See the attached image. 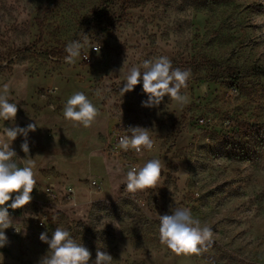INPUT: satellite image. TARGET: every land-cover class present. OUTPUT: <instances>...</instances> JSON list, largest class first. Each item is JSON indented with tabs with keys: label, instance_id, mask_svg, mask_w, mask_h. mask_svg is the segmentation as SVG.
Segmentation results:
<instances>
[{
	"label": "rangeland",
	"instance_id": "374dc122",
	"mask_svg": "<svg viewBox=\"0 0 264 264\" xmlns=\"http://www.w3.org/2000/svg\"><path fill=\"white\" fill-rule=\"evenodd\" d=\"M73 40L84 47L68 64ZM161 56L190 70L188 103L142 107V83L122 96L128 70ZM5 83L18 112L15 125L0 120V137L36 123L27 156L23 136L10 147L37 184L10 213L20 231L5 230L0 264H39L50 255L40 235L56 227L112 264H264V0H0ZM78 91L99 111L91 127L64 119ZM118 126L149 129L153 148L137 164L161 161L156 187L127 191L129 169L108 148ZM176 209L212 229L197 254L160 242L159 216Z\"/></svg>",
	"mask_w": 264,
	"mask_h": 264
},
{
	"label": "clouds",
	"instance_id": "9594fccd",
	"mask_svg": "<svg viewBox=\"0 0 264 264\" xmlns=\"http://www.w3.org/2000/svg\"><path fill=\"white\" fill-rule=\"evenodd\" d=\"M86 36V35H85ZM84 44L80 40H73L66 45L65 62L74 64L82 55ZM97 53L100 47H93ZM88 56H84L86 60ZM143 69V70H141ZM191 77L190 70L173 68L172 61L161 56L155 60H145L142 66H132L128 70L126 80L121 88V95L134 90L135 86L142 83V90L147 95V100L142 101V107H157L165 97L183 105L188 103V96L181 94L182 88L188 87ZM10 86L5 83L0 89V120L12 121L15 125L17 116V103L10 102ZM99 111L83 92H75L67 99L63 107V116L67 121L74 122L83 127H91ZM36 123H29L26 127L12 126L4 128V135L0 137V248L4 247L8 238L5 230L19 228L10 216L9 209H21L28 205L36 188L34 166L28 161L20 166L16 159V152L10 147L17 136H23L24 142L21 150L27 156L30 152L28 134L35 132ZM128 134L119 137L117 148L128 151L133 149L141 152L143 149L151 150L153 141L149 129L141 126H129ZM163 165L158 159H151L143 166H132L126 172V189L130 193L156 187L161 176ZM119 171V169H118ZM69 191H75L69 189ZM11 201V203H8ZM160 242L173 252L197 254L210 245L212 229L200 226L198 220L193 219L189 209H176L171 214L159 216ZM40 240L48 244L50 255H44L39 264H112L113 257L99 248L96 250L95 259L91 260V252L82 243H76L70 232L62 227H56L51 239L46 233H41Z\"/></svg>",
	"mask_w": 264,
	"mask_h": 264
},
{
	"label": "built area",
	"instance_id": "2783aa9c",
	"mask_svg": "<svg viewBox=\"0 0 264 264\" xmlns=\"http://www.w3.org/2000/svg\"><path fill=\"white\" fill-rule=\"evenodd\" d=\"M94 47H98V46L95 45ZM84 56H88V58H87L88 60L93 61L95 59L94 55L87 53V52H84ZM125 134H128V133H127L126 129L124 128V126L123 127L118 126L115 128V130L111 136V139L109 140V144H108L109 151L111 153L113 152L115 155H118L119 157H121L123 159V165L126 168L130 169L132 166L138 167L137 163H138L139 156H141L140 154L142 151L138 153L133 149H129L128 151H124L123 149L117 148L119 137L122 135H125ZM8 203H11V201H9ZM17 210H19V209H15V210L9 209V213L16 212ZM9 229L11 230L12 233H18L14 227H10Z\"/></svg>",
	"mask_w": 264,
	"mask_h": 264
}]
</instances>
